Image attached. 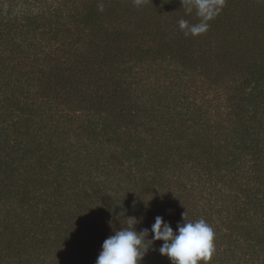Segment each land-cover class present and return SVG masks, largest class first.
I'll list each match as a JSON object with an SVG mask.
<instances>
[{
  "label": "trees",
  "instance_id": "16d2710c",
  "mask_svg": "<svg viewBox=\"0 0 264 264\" xmlns=\"http://www.w3.org/2000/svg\"><path fill=\"white\" fill-rule=\"evenodd\" d=\"M181 19L194 0H0V264H96L157 216L264 264V0Z\"/></svg>",
  "mask_w": 264,
  "mask_h": 264
},
{
  "label": "clouds",
  "instance_id": "9594fccd",
  "mask_svg": "<svg viewBox=\"0 0 264 264\" xmlns=\"http://www.w3.org/2000/svg\"><path fill=\"white\" fill-rule=\"evenodd\" d=\"M139 2L136 0L137 4ZM194 6L201 22L189 24L184 19L179 20V27L185 35L196 36L206 32L209 27L207 21L219 13L223 0H194ZM98 7L103 11L102 3ZM191 10L189 7L188 12ZM128 220V227L115 230L103 242L96 264H143L145 255L155 241H163L159 252L168 257L172 264H209L216 251L215 231L203 218L192 222L186 221L184 216V223L178 224L174 231L170 223L157 216L151 226V239H148L149 229H135L139 223L135 217Z\"/></svg>",
  "mask_w": 264,
  "mask_h": 264
}]
</instances>
